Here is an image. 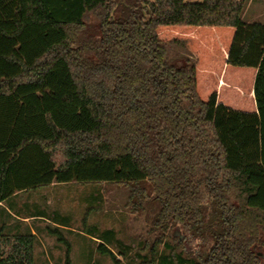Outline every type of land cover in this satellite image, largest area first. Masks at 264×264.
<instances>
[{
	"label": "trees",
	"instance_id": "1",
	"mask_svg": "<svg viewBox=\"0 0 264 264\" xmlns=\"http://www.w3.org/2000/svg\"><path fill=\"white\" fill-rule=\"evenodd\" d=\"M244 10L0 0V203L55 183L130 186L158 207L152 263L180 228L192 264H264V23ZM35 240L0 226V264H35Z\"/></svg>",
	"mask_w": 264,
	"mask_h": 264
},
{
	"label": "rangeland",
	"instance_id": "2",
	"mask_svg": "<svg viewBox=\"0 0 264 264\" xmlns=\"http://www.w3.org/2000/svg\"><path fill=\"white\" fill-rule=\"evenodd\" d=\"M244 1L243 21L264 23V0ZM134 190L111 182L55 183L24 191L7 200L5 206L19 217L34 216L35 264H66L68 244L71 264H114L107 254L97 250L101 242L110 246L123 264H166L174 247L178 264H192L187 251L177 246V238L183 236L180 228L168 238L163 237L155 262H151V247L161 237L154 225L158 207ZM0 211H5L4 207ZM13 224L9 222L6 233L29 232L23 223L20 232H12ZM55 228L58 231L49 232ZM260 253L264 259V252Z\"/></svg>",
	"mask_w": 264,
	"mask_h": 264
},
{
	"label": "crops",
	"instance_id": "3",
	"mask_svg": "<svg viewBox=\"0 0 264 264\" xmlns=\"http://www.w3.org/2000/svg\"><path fill=\"white\" fill-rule=\"evenodd\" d=\"M22 192H24V191L18 192L15 195H13L12 197H14V196H16V195H18V194H20ZM11 198H9V199H11ZM6 201L0 203V208H3L4 207V209H5V211H2V212L0 211V226H4L5 232H6V228H7L8 224H9V222L11 221V222H14V224L12 226V228H13V231L12 232H20V230H22V228H23V226L21 225V223H23L24 226L27 227V229H28L29 232H32L33 234L36 235V230H35V228L33 227V224H32V222L34 221V216H32V215H26L25 217H19L18 215H16L15 213H13L11 210H9L5 206L6 205L5 204ZM12 217H14L15 219L17 218L19 221L16 222V220H14ZM15 234H19V233H12L11 235H15Z\"/></svg>",
	"mask_w": 264,
	"mask_h": 264
},
{
	"label": "water",
	"instance_id": "4",
	"mask_svg": "<svg viewBox=\"0 0 264 264\" xmlns=\"http://www.w3.org/2000/svg\"><path fill=\"white\" fill-rule=\"evenodd\" d=\"M258 254L261 256V253L260 252Z\"/></svg>",
	"mask_w": 264,
	"mask_h": 264
}]
</instances>
